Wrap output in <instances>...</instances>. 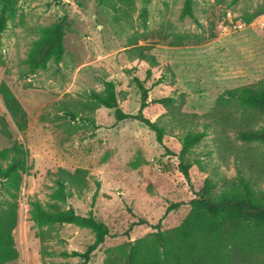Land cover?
Instances as JSON below:
<instances>
[{"label": "rangeland", "instance_id": "374dc122", "mask_svg": "<svg viewBox=\"0 0 264 264\" xmlns=\"http://www.w3.org/2000/svg\"><path fill=\"white\" fill-rule=\"evenodd\" d=\"M184 2L114 0L101 6L96 0H0V19H7L0 41V85L8 86L27 115L25 129H18L0 97V116L10 134L5 135L0 125V149L21 143L29 166L12 233L18 258L7 264H76L77 259L43 257L41 250L83 252L93 242L89 230L62 225L44 228L48 240L41 243L30 219V203L49 202L58 169L88 172V189L69 200L79 215L87 214L95 182L100 184L94 213L110 237L90 264H104L108 249L152 233L151 226L169 206L193 194L146 126L133 120L116 122L112 110L91 111L87 105L89 95L102 91V80H107L115 84L123 112L136 114L141 93L133 77L138 78L150 90L145 116L165 126L164 145L177 152L186 129L196 125L201 131L206 123L194 117L208 113L223 92L264 79V16L243 22L263 0L234 6L231 0H192L195 21L181 18ZM54 25H62L64 32L65 52L59 64L54 62L51 35L40 32ZM141 47L158 63L148 79L149 65L134 56L136 51L130 53ZM32 53L44 69L30 70L27 60ZM162 75L168 76L167 83L153 86ZM168 96L178 98L181 114L188 116L183 121L192 123L183 127L165 115L155 101ZM65 111L79 117L72 121ZM209 132L186 163L195 189L208 181L218 195L236 178L235 156H244L246 148L233 131L227 138L216 128ZM251 147L264 156L263 148ZM261 182L264 189V176ZM4 196L0 194V201ZM188 211L183 206L168 213L162 229L180 225ZM139 220L147 225H134Z\"/></svg>", "mask_w": 264, "mask_h": 264}, {"label": "trees", "instance_id": "16d2710c", "mask_svg": "<svg viewBox=\"0 0 264 264\" xmlns=\"http://www.w3.org/2000/svg\"><path fill=\"white\" fill-rule=\"evenodd\" d=\"M114 0H96L98 5L109 6ZM244 0H231L234 6ZM130 4L132 0H120ZM192 0H185L181 18L188 17L195 21ZM146 12L143 11V15ZM260 16H264V0L257 8L245 16L243 22L249 24ZM7 29V19H0L1 36ZM42 35L50 34L54 46L53 58L55 64L62 61L64 48V32L62 25H54L40 31ZM134 55L140 61L149 65L146 78L151 77V69L158 63L156 58L148 53L145 47L136 50ZM27 64L34 72L37 68L44 69L38 64L32 53ZM0 65H3L0 54ZM168 76L162 75L153 86L167 83ZM133 81L141 93L140 107L136 114H126L120 107L116 86L112 81L102 80L103 90L89 95L88 107L91 111L100 108L112 110L116 122L126 120L137 121L155 134L156 141L163 146L166 158L175 166L184 181L192 189L193 194L185 201L175 203L165 211L159 222L151 226L153 232L135 241L108 249L104 264H264V189H261V177L264 176V156L259 150L251 149L253 144L264 149V79L258 82L230 89L223 92L215 102L214 107L201 117L206 123L202 130L197 131L196 125L186 129L177 152L171 151L164 145L165 126L149 120L144 110L147 108L149 89L143 82L133 77ZM0 97L8 114L20 130L27 125V115L19 100L4 83L0 85ZM180 97V96H178ZM166 110V114L178 124L186 126L183 121L188 117L180 112L178 98L168 96L155 101ZM65 116L76 121L79 116L71 111H65ZM81 120H85L81 118ZM86 121V120H85ZM90 122V121H89ZM3 133L9 136L7 124L0 116ZM211 128H216L222 137L233 131L236 139L246 148L244 156L237 154V176L226 186L225 192L216 195L213 187L204 181L196 190L191 176V166L186 163V157L208 135ZM256 153L252 154L251 152ZM242 157V158H241ZM245 157V158H244ZM256 158L255 160L252 158ZM239 164V165H238ZM28 152L19 142H14L7 149H0V194L5 196L0 201V264L17 260L18 251L15 247L13 230L17 225L18 198L21 190L23 175L27 174ZM94 192L87 214L79 215L69 200L81 196L88 189V172H74L58 169L53 174V186L49 202L42 204L38 201L30 203V219L39 230L38 236L44 244L48 238L44 228L50 230L55 226L73 225L89 230L93 242L83 251L61 252L54 254L44 250L43 257L58 255L64 259H77L76 264H90L95 252L110 237L108 227L98 221L94 213V205L98 196L99 182H95ZM189 211L180 225L170 230L162 229V220L171 211L181 207ZM134 225H147L139 220ZM48 234V231H47ZM48 236V235H47Z\"/></svg>", "mask_w": 264, "mask_h": 264}]
</instances>
